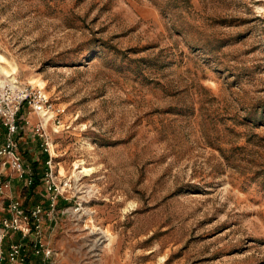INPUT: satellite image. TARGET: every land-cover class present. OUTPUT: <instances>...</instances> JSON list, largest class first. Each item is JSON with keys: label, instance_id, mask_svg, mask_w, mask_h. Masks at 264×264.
Returning <instances> with one entry per match:
<instances>
[{"label": "rangeland", "instance_id": "374dc122", "mask_svg": "<svg viewBox=\"0 0 264 264\" xmlns=\"http://www.w3.org/2000/svg\"><path fill=\"white\" fill-rule=\"evenodd\" d=\"M64 110L16 136L34 264H264V0H0V81ZM58 126V127H57ZM6 137L0 126V145ZM48 181L54 182L53 191ZM30 248V249H29ZM5 264V263H4Z\"/></svg>", "mask_w": 264, "mask_h": 264}, {"label": "built area", "instance_id": "2783aa9c", "mask_svg": "<svg viewBox=\"0 0 264 264\" xmlns=\"http://www.w3.org/2000/svg\"><path fill=\"white\" fill-rule=\"evenodd\" d=\"M25 105L39 116V123L34 133L41 137L45 131V120L48 119L58 125L57 118L64 112L55 106L44 88L24 84L15 78L0 81V126L6 133L0 145V197L2 199L6 198L5 195L11 187L10 181L2 180L7 171L11 170L15 173L26 186L34 183L32 170L26 166L16 140L22 119L20 113ZM54 187L56 184L48 181V189L53 191ZM7 212L8 217H0V264H34L28 260L27 245L19 242L11 243L7 251L3 250L7 238L17 234L32 237L33 256L50 258L52 250L46 248L41 238V207L35 206L26 212L19 201L11 200Z\"/></svg>", "mask_w": 264, "mask_h": 264}, {"label": "trees", "instance_id": "16d2710c", "mask_svg": "<svg viewBox=\"0 0 264 264\" xmlns=\"http://www.w3.org/2000/svg\"><path fill=\"white\" fill-rule=\"evenodd\" d=\"M37 170H38V168H37V165H35L34 166V174H33V178H34V183H33V187L38 183V178H37Z\"/></svg>", "mask_w": 264, "mask_h": 264}, {"label": "bare ground", "instance_id": "6f19581e", "mask_svg": "<svg viewBox=\"0 0 264 264\" xmlns=\"http://www.w3.org/2000/svg\"><path fill=\"white\" fill-rule=\"evenodd\" d=\"M11 79H14V78H11ZM45 122H46V125H47L49 123L48 119H46Z\"/></svg>", "mask_w": 264, "mask_h": 264}]
</instances>
